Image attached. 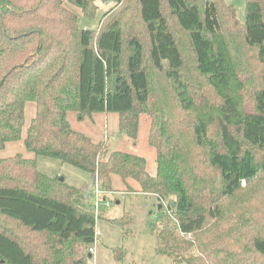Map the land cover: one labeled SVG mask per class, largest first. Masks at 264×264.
Masks as SVG:
<instances>
[{
  "label": "trees",
  "instance_id": "trees-1",
  "mask_svg": "<svg viewBox=\"0 0 264 264\" xmlns=\"http://www.w3.org/2000/svg\"><path fill=\"white\" fill-rule=\"evenodd\" d=\"M96 1L0 0V150L22 139L33 154L0 158V217L10 221L0 224V264L95 255L99 212L36 156L90 173L106 192L119 179L127 192L167 200L176 225L157 227L155 253L172 264H264V219L251 218L264 197V0H245L243 22L216 0H112L97 33L71 8L93 18ZM172 21L188 36V65ZM27 102L35 112L23 135ZM68 111L115 113L130 139L147 115L155 173L144 156L109 149L107 135L73 129ZM107 220L123 232L130 223Z\"/></svg>",
  "mask_w": 264,
  "mask_h": 264
},
{
  "label": "rangeland",
  "instance_id": "rangeland-1",
  "mask_svg": "<svg viewBox=\"0 0 264 264\" xmlns=\"http://www.w3.org/2000/svg\"><path fill=\"white\" fill-rule=\"evenodd\" d=\"M218 5L227 6L232 4L235 8L236 17L240 22L245 18V0H216ZM112 0H97L98 9L93 18L83 16L79 8L71 7L77 14V21L80 27L95 29L97 33L100 30L101 23L99 20L102 13L108 9L113 3ZM172 28L178 37V43L183 51L185 62L190 63L192 52L188 36L180 31L177 24L172 21ZM133 29H136L133 26ZM258 69H249L246 73L249 77L258 75ZM35 105L32 102L25 104V125L29 124L34 116ZM67 118L73 129L78 130L93 140L105 138L107 135V143L109 149H120L130 153L139 154L145 157L147 170L154 174L155 152L152 147L147 144V135L150 126L149 117L145 114L139 116L138 131L136 139L127 138L123 132L118 130L117 114H102L96 113L89 116H84L82 119L77 118V114L73 111L67 112ZM103 136V137H102ZM22 154L25 157H33V154L26 151L23 140L11 141L6 143L5 147L0 150V158ZM38 169L49 176H59L76 186H79L82 195L77 194L75 199L82 203L84 207L91 208L89 201L94 197V189L98 183L92 179V175L79 168H76L67 163H61L59 160L46 157L36 156ZM64 176V177H63ZM115 179V178H114ZM131 185H135L132 180H127ZM97 183V184H96ZM83 187V188H82ZM113 191L107 192L109 205L105 206L102 202L99 205V217L96 220V236L95 245L91 247L95 251L94 257L89 258L88 264H172L171 258L165 255L155 253L156 239L154 231L157 227L164 224L175 226L176 221L167 211V200L158 201L156 196L152 194H144L141 192H127L126 186L121 183V180L115 179ZM101 189V188H100ZM86 194V196H83ZM86 197V198H85ZM81 198V199H80ZM161 205V207H158ZM130 223L126 224L123 229L117 224L109 222L107 219L122 216ZM251 218L264 219V197L252 203ZM10 221L0 217V224L10 227ZM12 225V224H11ZM13 227V226H12ZM122 247L125 251L121 260H116L110 248ZM96 257L98 259H96ZM185 264V263H182Z\"/></svg>",
  "mask_w": 264,
  "mask_h": 264
},
{
  "label": "built area",
  "instance_id": "built-area-1",
  "mask_svg": "<svg viewBox=\"0 0 264 264\" xmlns=\"http://www.w3.org/2000/svg\"><path fill=\"white\" fill-rule=\"evenodd\" d=\"M106 195H107L106 191L100 189L99 187H95V189H94V197H93V200H92V206H93V209H94V211L96 213L98 211L99 205L102 202L105 204V206L109 205V201L106 200L107 199ZM89 252L90 253H94V248L93 247L89 248Z\"/></svg>",
  "mask_w": 264,
  "mask_h": 264
},
{
  "label": "crops",
  "instance_id": "crops-1",
  "mask_svg": "<svg viewBox=\"0 0 264 264\" xmlns=\"http://www.w3.org/2000/svg\"><path fill=\"white\" fill-rule=\"evenodd\" d=\"M103 137V136H102ZM64 177V176H63ZM92 179L94 180L95 179V177L92 175ZM64 180L67 182V183H69V184H71V185H74V184H72L71 182H70V180H66V178L64 177ZM95 181H96V179H95ZM97 182V181H96ZM97 184V183H96ZM74 186H76V185H74ZM99 186V185H98ZM76 187H78V188H80L79 186H76ZM83 188V187H82ZM82 193L83 192H81L79 195H82ZM83 196H86V194H83ZM106 197H107V195H106ZM86 198V197H85ZM81 199V198H80ZM85 200V202L88 200L89 201V203H90V206L92 207V200H93V198H92V200H89L88 198H86V199H84ZM83 203V202H82ZM96 234H98V231L96 230ZM96 251V250H95ZM94 259H95V257H94ZM96 259H98L97 257H96Z\"/></svg>",
  "mask_w": 264,
  "mask_h": 264
},
{
  "label": "water",
  "instance_id": "water-1",
  "mask_svg": "<svg viewBox=\"0 0 264 264\" xmlns=\"http://www.w3.org/2000/svg\"><path fill=\"white\" fill-rule=\"evenodd\" d=\"M59 178H60V180L63 179L62 177H59ZM171 205H172V206L174 205V202H173V201L171 202ZM158 207H161V205H159ZM88 257H91V254H90V253L88 254Z\"/></svg>",
  "mask_w": 264,
  "mask_h": 264
}]
</instances>
